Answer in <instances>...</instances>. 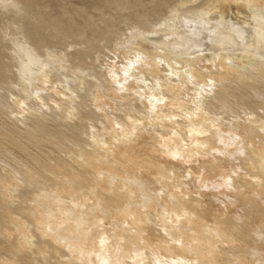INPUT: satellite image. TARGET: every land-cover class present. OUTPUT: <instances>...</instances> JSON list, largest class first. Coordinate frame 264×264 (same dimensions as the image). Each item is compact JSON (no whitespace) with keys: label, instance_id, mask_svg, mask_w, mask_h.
<instances>
[{"label":"bare ground","instance_id":"obj_1","mask_svg":"<svg viewBox=\"0 0 264 264\" xmlns=\"http://www.w3.org/2000/svg\"><path fill=\"white\" fill-rule=\"evenodd\" d=\"M0 264H264V0H0Z\"/></svg>","mask_w":264,"mask_h":264},{"label":"rangeland","instance_id":"obj_2","mask_svg":"<svg viewBox=\"0 0 264 264\" xmlns=\"http://www.w3.org/2000/svg\"><path fill=\"white\" fill-rule=\"evenodd\" d=\"M124 26H126V24L123 23Z\"/></svg>","mask_w":264,"mask_h":264}]
</instances>
